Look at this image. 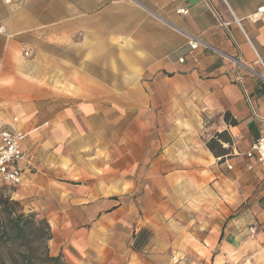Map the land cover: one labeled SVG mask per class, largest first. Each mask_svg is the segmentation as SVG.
I'll list each match as a JSON object with an SVG mask.
<instances>
[{
	"label": "crops",
	"instance_id": "0c3cea01",
	"mask_svg": "<svg viewBox=\"0 0 264 264\" xmlns=\"http://www.w3.org/2000/svg\"><path fill=\"white\" fill-rule=\"evenodd\" d=\"M262 6L0 0V120L25 134L26 192L56 194L43 211L50 252L63 264L75 257L72 223L79 233L76 226L92 219V201L107 192L109 129L117 130L110 143L125 146L132 161L118 170L115 189L133 192L148 178L149 256L166 264H264V168L246 155L264 125V79L251 70L264 75ZM187 34L212 47L191 50ZM120 258L152 264L133 251Z\"/></svg>",
	"mask_w": 264,
	"mask_h": 264
},
{
	"label": "rangeland",
	"instance_id": "374dc122",
	"mask_svg": "<svg viewBox=\"0 0 264 264\" xmlns=\"http://www.w3.org/2000/svg\"><path fill=\"white\" fill-rule=\"evenodd\" d=\"M204 119L207 120L208 115L204 114ZM113 132H117V130H108L109 144L106 146L109 155L107 192L92 201V205L97 202V204H95L90 210L92 219L87 221V223H80L76 226L79 233H74L73 230L75 225L73 223L71 225V250L75 256L73 257L72 264H123L120 258L121 254H123L126 259L128 253L131 251L136 252L138 255L149 260L152 264H166L165 258L149 256L150 254L148 253L150 249L149 244L154 235L153 229L148 224L149 222L146 217L148 213L147 195L143 189L148 178L142 176L140 178V183H143L141 184L142 186L133 192H122L115 189L117 179L119 178L117 176L118 170L121 167L125 168L127 164L131 166L132 161L131 156L126 153L123 154L121 150L122 147L125 146L118 142L110 143V141L116 140V134ZM209 136L210 133L205 131L202 137L205 140H210ZM127 155H129L128 159L126 158ZM141 165V169L147 170L150 167L151 162L144 160L141 162ZM30 167L31 165L29 164V161L24 164L25 170ZM131 168L132 166L130 169ZM129 175H131V173ZM23 183L24 180L18 185L0 182V198L3 196L9 197L10 200L19 201L25 214L35 213L38 219L45 218L50 225L48 214L43 211V208H45L47 204L54 203L52 199L56 198V194L49 193V196L46 195L45 197L40 198L39 193L26 192L23 188ZM100 202L102 203L99 204ZM197 206L201 207L200 204H194L195 208ZM210 206L211 204H205V213L211 214ZM81 212L82 217H84V213H87H83V210ZM191 214H194L193 211L190 214L185 213L183 216L188 217L187 215ZM71 222H73L72 217ZM194 227L195 225H193L192 228ZM143 229L148 231V239L142 245L140 250H135L136 236ZM169 231L171 234L177 232L175 227H169ZM75 239L79 243L81 242V249L75 244ZM49 243L50 239L48 241V246Z\"/></svg>",
	"mask_w": 264,
	"mask_h": 264
},
{
	"label": "trees",
	"instance_id": "16d2710c",
	"mask_svg": "<svg viewBox=\"0 0 264 264\" xmlns=\"http://www.w3.org/2000/svg\"><path fill=\"white\" fill-rule=\"evenodd\" d=\"M214 140L207 146L214 150ZM51 229L45 218L25 214L17 200L0 198V264H63L60 255L49 252ZM148 239L143 229L136 236L134 249L140 250Z\"/></svg>",
	"mask_w": 264,
	"mask_h": 264
},
{
	"label": "built area",
	"instance_id": "2783aa9c",
	"mask_svg": "<svg viewBox=\"0 0 264 264\" xmlns=\"http://www.w3.org/2000/svg\"><path fill=\"white\" fill-rule=\"evenodd\" d=\"M5 1L10 3L12 0ZM260 10L264 11V6H262ZM179 11L183 13L186 12L185 9H180ZM2 32H4V26L0 25V33ZM187 36L191 50H195L200 45L212 47L198 36L192 34H187ZM25 54L28 55V52ZM181 60H183V58H181ZM235 60L238 63L240 62L238 58ZM259 60L264 70V62L260 57ZM251 70L264 79L263 73L253 69ZM262 120L264 123V117ZM14 121H17V118H15ZM24 137L25 134L14 125L7 124L0 120V182L11 185H18L23 182L25 173L24 164L28 162V158L22 147ZM246 155L248 157H256L258 163L264 168V125L260 130L259 136L253 141ZM229 168H232V166H229ZM249 231L251 234H255L256 228L251 226Z\"/></svg>",
	"mask_w": 264,
	"mask_h": 264
}]
</instances>
